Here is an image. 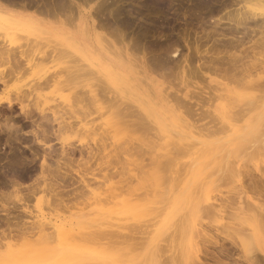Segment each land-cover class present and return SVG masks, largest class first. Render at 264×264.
Instances as JSON below:
<instances>
[{"label":"bare ground","instance_id":"6f19581e","mask_svg":"<svg viewBox=\"0 0 264 264\" xmlns=\"http://www.w3.org/2000/svg\"><path fill=\"white\" fill-rule=\"evenodd\" d=\"M217 1L213 0V3H217ZM238 1L244 2L243 7L241 8L242 10H237L238 12L233 13L230 12L226 16L230 26L228 29L223 30L222 34L224 37L231 36L230 38L232 40H230V43L226 42L224 45L230 47L235 46V41L242 45L244 44L245 40L238 36L241 32L240 27L244 29L243 31H246V29L249 28V31L253 26V29L251 30L253 33L259 34V36L254 39H249L251 42H249L250 45L248 46L249 43H247V47L243 48V50L241 49L239 51L232 49L228 50L227 55H222L221 53L210 55L209 52L202 54L203 52H199V49H197V57L200 61L204 60L200 66L202 70L208 68L212 73H216V75L224 70L221 75H226V78L228 76L231 82L234 81L233 83L237 84V86L238 84L241 85L242 89L246 88L244 91L247 90V93L243 91L245 95L242 94V97V92L240 93V91H237L236 88L231 85L228 78V83L217 79H211L210 81L215 82V84L210 86L211 89L208 91L210 92V97H208V99L206 98V100L209 104H214V102L216 104L211 105V107L209 106L205 110L201 109L197 118L198 120L196 121V118L192 117H195L197 112L195 113L192 111L193 107L188 106L186 100H183L182 98L180 99V96L177 94L179 91L175 90L176 93H173L175 91L170 92V86L168 85L167 87H164V84H162L163 82L160 80H158L160 83H155L157 81L153 79L154 77L151 75L152 73H149L144 69L146 79L149 78L150 80L149 76H152L151 82H153L154 87V98L146 99L145 97H140L136 99V102L141 110H144L146 114L152 116L157 127L155 129L159 130H157V132L158 136L160 132V136L158 137L159 139H154V147L152 145V147L149 148L156 154V157L152 158V156L150 158V163L154 164L153 169L152 167H150V169L146 167L148 169L146 170V168H143V164L140 163V166L139 163H135L136 159L135 161L134 159H131V152V158H129V156L127 157V155L122 156L123 158L120 157V161L123 159L127 167L125 164L124 166L128 168L125 169L124 167V171L128 170L127 172L130 173L128 175H130L131 178L129 182L126 181L129 185L122 184L128 188L130 184L136 180L137 183L136 185L132 183L133 186L141 188L143 185L141 189L137 190H141L142 192L145 187V192L143 191L144 193L142 192L141 194L140 192V194H137V190L135 189L136 191H131L130 186L129 192L131 191V195H129V198H125L124 203L122 204L124 206L123 209L108 208L107 210H104L102 214L96 215L92 218V214L95 211H99V209L93 207V205L105 206V204L110 205L112 203L114 205L118 203L120 204L121 202H119L117 198L124 194L128 195V189L122 193L124 190L119 188L124 187L122 185L118 186V182L113 183L117 184L116 186L119 188L116 187L115 184L112 185L114 186L112 188L110 184L108 186L104 185L106 188L102 189L101 187L104 186L101 184H105L104 182H106L108 178L110 179L111 175L109 176L108 174L103 175L101 180L97 178L96 175H94V178H89L86 173H81L79 170L72 173L73 169H71L69 163L66 162L62 165V163L60 164L58 161V166L56 167L48 164L47 159L53 155L55 147L48 145L46 139L52 136V134L55 135L56 131L60 132L63 129L73 128L79 134H84L82 135L84 137L88 134L92 136L91 133H97L102 126L99 125V128H96L94 124L91 125L92 123L89 124L88 121L83 124L78 123L77 126L76 123L74 124L72 121L68 120V111H66L67 106L71 108L70 111L72 110L73 113L77 114L78 112L77 109L73 108L70 100H68L66 105H62L63 101L61 100L54 109L47 110L44 106V94L42 93V89L52 85V82L55 83V78L52 80V78H44V76L41 75L39 78H35L36 80H34L32 84H30L32 81L29 82L30 85L28 83L20 85L16 91H13V96L10 95V92H7L8 95L0 99V108L2 109V112H12V114L4 116L5 118H2V122L0 121V142L1 139L4 138L6 141L5 144L14 148V143H17L16 141L25 143V137L22 136V134L25 133L27 135L28 132H30L29 134H33V140L35 139L34 141H36V143L38 142L40 145H45V148L46 146L49 148V152L46 150L47 148H43L48 154H45L43 157L41 175L38 174L37 178H33L36 182L27 185V187H24L26 185L21 182L22 180L20 181L16 178L17 174H15V172L17 173L19 170L16 169V166L17 164H20L17 163L19 156L17 157L18 159L13 157V155H10L13 158L8 156L10 157V159L8 158L10 160V165L7 167V170L12 176L15 175L16 177H11L9 174L6 175L7 172L5 177L8 176V178L3 176L2 179L0 177V203L2 204V207H0V230L2 229V236H5L6 238L17 236L18 240L21 239L22 241H17L16 243L0 242V264H163L162 259L165 260V249L170 248L171 243L169 244L170 246H168L161 242H164V240L166 241L167 239L172 242H175L177 239L176 242L178 241V243L175 242L177 247L180 246L179 243H181V253L180 250L173 252L179 253L180 257L185 259L186 264H190V261H193L195 264H212L209 263L210 260L207 257L209 255L208 252H210L211 249L212 251L215 250L219 253L217 258L215 256V260L213 259L215 262L213 264H221V261L223 262L224 260H231L228 264H262V261L264 260V170L261 171L263 165H261V168L255 167L254 164L252 166L248 163V159L255 158L259 154L264 153V150L261 149V130L264 128V80H262V78H264V16L260 15L257 10L260 0ZM222 2L221 4L223 5ZM232 2L225 6L229 7V5L235 4H232ZM210 3H212L211 0H202V5H200L204 7L205 4ZM226 3L227 2L225 1V4ZM64 4L65 2L63 3V0H58L57 2L60 9H65L66 4ZM218 4L219 7H221L220 3ZM25 5L26 4L24 3L23 8H25ZM206 6L208 7V5ZM213 6L210 4V7L213 9L216 8L215 11L218 12V6H215V8ZM0 7H3L1 3ZM30 7H33V5ZM45 7L46 5L43 9ZM66 7L68 6L66 5ZM210 7L208 8L211 9ZM227 7L226 9H228ZM39 9L37 10H42ZM47 9L51 11L50 8ZM213 9L211 12H213ZM79 12L83 38L76 40L75 38L72 39V44H75V47L77 46L76 42L79 44L76 51L74 49L75 53L77 52L75 55L76 59L82 62L91 73L93 70L94 73L99 74V77L108 82L111 87L117 89L120 88L119 90L124 92L126 75L131 71L133 65H141L145 60L142 62L141 59L135 57L137 55H131L127 49L123 56L121 50L117 48L116 43L105 36H102L104 39V42L102 43L101 40L103 41V39L100 38V34L97 32L98 25L95 24L94 17L92 16L93 12L90 10H81ZM97 13L98 12H96V14ZM8 18L11 19L12 17L8 16ZM220 18L217 19L218 22H215L217 26L222 24L221 20H223V16H220ZM13 19L14 17L11 20ZM17 20L14 19V21H7L1 17L0 24L5 23L16 27L22 26L23 24L21 25V23L24 21L21 19L20 23L19 19ZM28 25H31V23ZM0 26L1 29H5L2 25ZM23 26L25 27L26 23ZM24 27L22 30L25 29ZM30 30L32 29L30 28ZM244 33L247 34L248 32ZM92 36L93 38L99 37V39H101L99 41L101 42L100 45L103 46V48L101 47L103 51L102 53L100 51L97 52L94 49L95 47L86 41V38L91 39ZM7 40H11V37L10 39L7 38ZM37 43L38 42H36L35 47H37ZM72 44L70 43V45ZM4 46L6 45L0 46V63H4V65L6 64L8 68H0V84L2 85V92H4L3 86L6 88L8 82L7 78L12 76L19 78L23 74L25 76L27 70H33L42 64L41 59L36 56L35 59H28L30 55L28 50L25 52L23 49H17L18 51L16 50L17 52H14V49H11V47L8 48L7 46L4 48ZM34 52L32 53L34 54ZM174 52L176 54L177 49ZM38 53L39 52H37V56L39 57L40 53ZM27 54L29 55L27 56ZM113 54L119 55V57L122 55V59L114 64L113 59L110 57ZM248 57H251V60L254 59L253 61L255 63H249L250 65L253 64L252 67L248 64H246L248 66L238 65L240 61ZM219 59L221 65L217 63ZM248 67L251 68L248 69ZM20 68H23L24 70H21ZM56 81L58 84H63L60 80ZM6 90L7 88L5 91ZM117 95L115 96L116 98ZM90 97L91 100L89 101H93V103L95 102L99 105L101 98L96 96V94H93ZM85 99L86 97L83 94L77 95L76 97L77 102L85 101ZM176 99L178 101L183 100L184 104L183 102L180 104ZM117 100L120 99L118 98ZM123 102L126 104L125 101H121L120 104ZM174 102L175 105L178 102L180 105L179 107L184 105L185 109L178 108V105L175 106ZM16 104H19L18 107L21 110V114H19L18 117L23 116L25 119L24 124L30 125L31 123V127L35 129H32V131L27 129L28 132H24L21 125H18L17 123L16 125L15 122H13V120L15 121L13 112H15L14 108ZM128 105L132 107H129ZM127 106L128 108L136 107V105L133 107L131 102L130 104H127ZM6 109L8 110L4 111ZM109 110L110 109H108V111ZM133 110L137 109L135 108ZM113 112L115 113V111ZM139 113V116H141V114L144 115L142 112ZM114 115L111 117L106 115L105 118L107 119H104V127L102 126L104 131L102 134L106 133V135L109 136L108 138L112 139V144L109 143L112 149H107V141L100 146H96L97 144L91 146L85 144V141L83 142V140H81L82 142H80L81 146L78 148L79 150L76 148L80 151L81 156L86 152L89 153L90 156H94L99 153L98 151H100V149H103L104 151L110 150V152L107 151L109 152L108 154L106 153L107 156L112 155L113 157H117L122 154H129L128 150L130 146L128 148V144L130 143L127 142H129L132 137L128 134L129 140L125 139L123 141V139L127 132L130 133L132 131H128L129 126H136L137 122L133 119H126L130 113L124 110V107L117 109L116 114ZM205 117L211 118H209L206 123H198L201 119H205ZM80 118L81 120L79 122L83 119L82 117ZM143 118L145 119V117ZM54 124L57 126V129H54ZM3 134L4 136L6 135V138L2 136ZM42 134L44 138L40 139ZM97 134H95V136ZM99 134L101 133L99 132ZM132 144L135 146L134 142ZM145 144L149 145L144 139L138 142L139 147H147ZM27 146L29 149L31 148L29 144ZM142 148L144 149V147ZM75 151V149H66V145H64L62 152L60 153L64 156L63 158H65L67 154L70 152L75 153ZM155 151H157V153ZM31 152L33 153V157H37V153H39L34 151V148H31ZM72 153H70L71 156ZM70 154L67 156L69 159ZM151 159L153 160L151 161ZM150 163H148V166ZM218 164L221 167L218 166ZM131 165L134 166L130 167ZM212 165L217 166V168H215L218 170L214 171V167V169L210 168ZM209 168L212 170L209 171H214L215 174L217 172L218 174H222L224 170H229L231 172L229 175L232 176H230V178L234 184L231 189L228 188L227 192L225 190L226 194H223L221 189H215L219 185H213L210 190L212 191L213 189L214 191H219L217 194L218 197L211 194V197H216L212 198L215 202L214 200L213 202L211 201L212 203L209 202V197V199L207 198L206 200L208 203L203 204L204 201L200 200V198H202V187L209 182H214L213 180H207L212 177L208 175ZM136 170H138V172H136ZM26 171L28 170L26 169ZM116 171L114 172L116 173ZM165 171L178 175V178L180 177L179 180L177 176H173L169 173L174 177L172 178L170 176V179L172 178L173 182L176 178L177 180L175 181H179L178 185L177 182H174V184L177 186H179V184L182 185V188L179 191L169 188V185H166V187L165 185L163 186L164 182L162 180L168 179L167 177L164 178L166 175L164 173ZM254 171H257L258 176H256L257 174ZM120 172H122V170H120ZM25 174L28 173L26 172ZM73 174H77V176H73ZM123 174H121V176ZM211 175L214 174L211 173ZM47 180L51 181L47 182ZM40 181H46L47 183L45 182L46 184L42 186ZM167 181L169 183L171 182L169 179ZM203 181H205L204 184ZM146 183L149 184V189L145 186ZM198 183H202L203 186ZM193 185L195 187L191 189ZM196 185L198 187L199 185L202 186L199 188L197 187L196 190L200 192L199 196L198 192L194 194ZM9 187L13 189L12 192H9ZM153 187L155 189L151 190ZM24 188L28 189L27 193H23L22 189ZM58 188L61 189L57 190ZM117 189L119 190L117 191ZM6 190H8V192ZM44 191L49 194L53 192L50 196L49 194L42 195L43 198H45L48 209H51L52 205H56L51 209L52 212L57 206L64 208L63 212H58V209H56V213L52 216L50 212H45V210L43 211L42 209L35 215H31V219L27 221L19 217L18 214L14 215L12 209H10L11 207L6 205V203H3L6 199L8 200L11 197H14L16 202H24L25 199H28L27 197L31 195L34 196L37 192ZM170 191H172L171 194H169ZM158 193H160L159 196L157 195ZM64 194H66V196H64ZM219 194L221 196H219ZM132 195L135 197H131ZM11 202L13 203V201ZM22 202L20 203L22 204ZM159 203L162 205L157 206L156 204ZM186 209L188 210L186 211ZM152 210L153 212L155 211L156 214L151 219L156 220L151 226L144 224V221L146 220L142 221L143 223L141 224V220L149 215ZM149 227L153 228L147 230ZM144 233H147V236H143ZM166 243L168 244L167 241ZM170 252L171 254L173 253L172 251ZM167 256L169 258L171 257L170 260L174 259L175 262L177 261V256ZM168 257H166V259ZM207 260L209 261L207 262ZM177 262L180 263V259H178Z\"/></svg>","mask_w":264,"mask_h":264},{"label":"rangeland","instance_id":"374dc122","mask_svg":"<svg viewBox=\"0 0 264 264\" xmlns=\"http://www.w3.org/2000/svg\"><path fill=\"white\" fill-rule=\"evenodd\" d=\"M214 1H217V0H214ZM220 1L221 2L223 1L222 3L224 6L227 5L228 3L230 4V2H232V1H236V2H232V4L233 3H235V4L229 5V7H227V6L224 7ZM225 1L227 2L226 4H225ZM57 2H58V0H0V3L3 6V7H0V18L3 17L4 20H7V21L8 20L14 21V19H16V20L19 19V22L22 19L26 23V26H27V27L23 26V25H25L24 22L23 23L20 22L21 25L23 24L20 27L1 23L0 25H2L5 29L2 28L4 30L3 31L1 29V26H0V34H1L0 35V46L6 45V46H4V48H6L7 46H8V48L11 47V49H14V52L17 49L18 50L23 49V50H25V52H26V50H28L30 52L29 53L27 51L30 54V55L27 54V56L29 55L28 59H30V58L35 59V56H36L37 58L41 59V63H42L37 68H35L33 70H30V69L27 70L25 72V76L23 74L19 78L14 77V76L7 78L8 79L7 85L8 86L6 85V88H7L6 91H5V89H6L5 86H3L4 92H2L3 89H2V85L0 84V86H1V88H0V99L6 97L8 95L7 92H10L11 93L10 95L13 96V94H14L13 91H16L20 85L26 84V83L29 84V82H31V81L32 82L30 84H32L34 82V80H36L35 78H39V76L42 75V76H44V78H48V79L52 78V80H54V78H55V83L52 82V85H49V86L42 89V93L44 94V106L47 108V110H52L56 107V105L58 103H60L61 100L63 101L62 105H66L68 103V100H70V102L73 105V108L77 109L78 112H77V114L73 113L72 110L70 111L71 108L69 106H67L66 111H68V114H67L68 120L72 121L74 124L76 123L77 126H78V123L83 124L84 122L88 121L89 124L92 123L91 125L94 124L96 126V128H99V125L103 126V123H105L104 119H107V118H105L106 115L108 117L109 116L111 117L114 114H116L117 109L124 107V110H126L130 113V115H128L126 117V119H133L134 121L137 122L136 126H134V125L129 126L128 131L129 130L130 131L132 130V131L130 133L126 131L127 134L125 137H127V138L124 137V139H123V141L125 139L129 140L128 134L131 135V137H132L131 138L132 140L130 139V141L127 142V143H130V144H128V148L130 146V148H129L130 151L128 150L129 154L126 153V154H122L121 156H117V157H115V156L113 157L112 155L111 156L106 155V153L108 154L110 152V150L112 149L110 146V144H112L111 143L112 139L111 138L109 139L108 138L109 136L106 135V133L102 134V132H104L102 126H101L102 129L99 128V131H97L98 134L95 133V134H97L96 136H95V134L91 133L92 136H90L88 134L87 136H84V137L82 136L84 134H82V133L79 134L73 128H67V129H63L60 132L56 131V133H55L56 136L54 134H52V136H50L46 139L48 145H52V147H55L53 155L51 156L52 158L48 157L47 162H48V164L53 165V167L58 166L57 165L58 161L60 162V164L62 163V165L65 162L69 163V167L71 169H73L72 173H75V171L79 170L81 173H83V172L86 173L87 177H89V178H94V175H96L97 178L102 180L101 177L103 175H105V174H108L109 176L111 175L110 179L111 178H113V179L110 180L108 178V180L106 182H104L105 184H101V185H103V186L107 185L108 186L111 184V186H112L113 184L118 182L117 183L118 186L122 185L124 188H122L121 186H120L121 188H119L118 186H116L117 184H115V186L121 190H124V191H122V193L125 192L127 189H128L127 192H129L130 186H131V191L132 190L134 191L135 189L136 190L141 189L143 187L142 184H140V185H142L141 188H136L137 186L136 187L133 186V184L136 185V183H137L136 180H134V182H132L133 184L131 183L129 187L127 186L128 188H126V186H124L125 184L129 185L127 183L130 181L131 178H130V175H128V174H130L127 172L128 170L124 171V167L126 166V163H124L125 161H123V159L121 160L123 162L122 163L120 161V159H121L120 157L127 155V157L129 156V158H131V156H130V152H131V155H132L131 159H134V161L136 159L135 163H139L140 166H141V164H143L144 165L143 168L148 167V169H150V167H152V169H153L154 164L150 163V158L152 156H153L152 158L156 157V154L154 152H152V150H150L149 148L152 147V145L154 147L153 141H154V139L157 140L156 138H158L160 136V132H159V136H158V132H157L158 129L157 130L155 129L157 127H156V125L152 119V116H149L148 114L145 113L144 110H141L137 106L138 104L136 102V99H138L140 97H145L146 99L147 98H154V93H153L154 87H153V82H151L152 76L154 77L153 79L157 81L155 83H158L159 82L158 80H160L161 82H163L162 84H164L163 85L164 87H167L169 85L171 88L169 90L170 92L178 90L179 93H177V94L180 96V99L182 98L183 100H186L187 101L186 104L190 107L191 106L193 107L192 111H194L195 113L197 112L196 113L197 115H196L194 112L191 111L192 113H194V115H196L195 117H192V118H196V121H197L198 120L197 118L199 116V113L201 112V109L205 110L209 106L211 107V105L216 104L215 102H214V104L213 103L209 104V102L206 100V98L208 99V97H210V92H208L209 89H211L210 86L212 84L213 85L215 84V82H211L210 80L211 79H217L219 81L226 82V83H228V80L230 81L228 76H227V78H228V80H227L226 75L225 76L221 75V73L224 70L220 71L221 73L220 74L218 73L219 75L218 74L216 75V73H212V71H210L208 68L202 70V68H200V66H201L202 61H204V60L200 61L199 58L197 57L198 56L197 49H199V52L202 51L203 52L202 54L209 52L210 55L211 54L212 55L218 54V53H221L222 55H227L228 50H232V49L239 50V51L241 49L243 50V48L247 47V43L250 42L249 39L257 38L259 36V34L253 33V31L251 30V29H253V26L249 31H248L249 28L246 29V31H243L244 29L242 27H240L241 32L238 34V36H239V38H243V40H245L244 44L242 45L240 43H237V41H235V42L233 41L234 44H236L235 46L230 47V46L224 45L226 42L230 43V40H232L230 38L231 36L224 37L222 34V31L228 29V27L230 26L229 21L226 18V16L230 12L233 13V12H238L237 10H242L241 8L244 4L243 1L240 2L238 0H218L217 3L214 2L215 4L213 3V0H211V2L214 5L213 6L212 3H210L211 6H213L214 8H215V6H218V10H217L218 12L215 11L216 8L213 9L212 7H210V4H205L204 7H202L201 6L202 0H63V3L65 2V4L68 6V7H66V5L64 4L65 9H60L59 5H57ZM24 3L26 4L25 8H23ZM218 3H220V6L221 7L223 6V7L222 8L219 7ZM32 5H33V7H30ZM45 5H46V7L43 9V7ZM206 5H208V7H210L211 9H209ZM35 6H36V8H35ZM205 6H206V8H205ZM37 7L42 9L41 10L42 12L38 11L37 9H39V8H37ZM100 7H101V9H100ZM226 7L228 9H226ZM47 8H50L51 11H49ZM95 9H96V11H95ZM212 9H213V12H211ZM55 10H56V12H55ZM81 10H90L91 12H93L92 16L94 17L95 24L98 25L97 26V32L100 34L101 39H103L102 36H105L106 38L114 41L117 45V48L121 50V53L123 54V56H124V53L127 49L131 55H133V54H134V56L137 55L135 57H138V59H141L142 62H143V60H145L144 63H142L141 65H135V66L133 65V68L131 69V71L126 75V81H125L126 84L124 85L125 86L124 92H121V90H119L120 88L117 89V88L111 87L110 84L108 82H106L105 80L101 79L99 77L100 75L97 73H95L96 79H91L88 73L79 72V73L74 74V72H71L69 70V68H67L68 64L70 62L68 57L69 56L75 57V55L77 53V52L75 53V51L79 45L76 41L73 40L74 42H76V45H77L75 47V44H72V39L75 38V40H76L79 38H83L81 19H80V15H79L80 14L79 11H81ZM219 10H221L222 12ZM96 12H98V13L96 14ZM8 16H11L12 18L14 17V19L11 20L12 18L9 19ZM220 16L221 17L223 16V18H222L223 20H221L222 24L220 26H217V24L215 22H218L217 19H219ZM30 23H31V25L33 24L34 27H36V28H34L33 25L32 26L28 25ZM101 24L103 25V27ZM23 27L25 29L22 30ZM30 28L32 30H30ZM27 29H29V30H27ZM40 29H42V30H40ZM19 30H20V32H19ZM21 31H23V32H21ZM33 31H35V32H33ZM244 32H246V33L248 32V33L245 34ZM18 35H20V36H18ZM10 37H11V40H7V38L10 39ZM1 38H3L4 40ZM101 39H99V37L93 38V36H92L91 39L86 38V41H88L89 44L93 45L95 47L94 49L97 52L100 51L102 53L103 52L102 51L103 46L100 45V43L101 42L103 43L104 39H103V41ZM2 40H3V42L1 43ZM99 40H101V42ZM36 42H38L37 47H35ZM69 42L73 46L70 45ZM250 43L248 44V46L250 45ZM17 47H20V48H17ZM233 47H236V48H233ZM29 48H31L32 50ZM74 49H75V51H74ZM176 49H177V52L175 54L174 51ZM59 50H60L61 54L59 53ZM32 52H34V54ZM37 52L40 53V54L38 53L39 57L37 56ZM30 56H32V57H30ZM110 57L113 59L114 64L122 59L121 58L122 55H120V57H119V55L113 54ZM253 60H251V57L250 58L249 57L244 58V60L240 61V63H238V65H240V66L246 65V64L250 65L251 63L254 62ZM219 62H220V59H219V61H217V63L220 64ZM0 64H1L0 65L1 69L4 67L6 69L8 68V66L6 64H5L6 66L4 65V63H0ZM248 65H246V66H248ZM252 65H250V66L252 67ZM226 66H227V64H226ZM250 68L248 67V69H250ZM20 69L24 70L23 68H20ZM144 69L147 70L149 73H152L151 74L152 76L151 75L149 76L150 80H149V78L148 79L145 78ZM89 72L91 73V71H89ZM92 73H94L93 70H92ZM224 74H225V72H224ZM155 78H157V79H155ZM56 80H60V82L61 83L63 82V84L59 83L60 84L59 85ZM233 82L234 81L231 82V85H233L237 91H240V93L242 92L241 95L244 94L243 91L246 88L243 87L244 89H242L241 85L238 84V86H237V84H235ZM176 91L173 93H176ZM246 91H244V92H246ZM83 92H86L87 94L83 93ZM248 92H249V90H248ZM151 93H153V94H151ZM80 94L85 95V97H86L85 101H82V102L76 101L77 95H80ZM89 94H91V95L96 94V96L101 98V100L99 101V105L101 104L100 107L95 102H94L95 103L94 104L93 101H89V100H91L90 99L91 95H89ZM86 95L88 96L89 99L87 98ZM116 95H117V98L115 97ZM185 95H187V96H185ZM193 95H194V97H193ZM242 97H243V95H242ZM118 98L120 100H117ZM183 100L178 101L176 99V101H178L180 104L183 102ZM121 101H125L126 104L124 102L120 104ZM130 102L133 104V107H135V105H136L135 108L137 110H133L135 108H128V106L132 107L130 105L127 106V104H130ZM240 102H243V101H240ZM177 103L175 105V102H174V105L175 106L178 105L177 106L178 108L185 109L184 105L182 107H179L180 105H179V103L178 104ZM183 104H184V102H183ZM202 105H203V107H202ZM18 106H19V104H16L15 108H14L15 112H13V115L15 116V121L13 120V122H15V124L17 123L18 125H21L23 127L24 132L25 131L28 132V130L32 131V129H35V128L31 127V123H30V125L24 124L25 119L23 118V116H21L22 118L18 117V115L21 114V110ZM212 108H213V106H212ZM108 109H110V110L108 111ZM7 110L8 109H6L4 111H7ZM138 110H140V111H138ZM107 111H108V113H107ZM113 111H115V113ZM134 111L136 112V115H135ZM137 111H138V113H137ZM133 112H134V114H133ZM139 112H142L144 115L141 114V116H139V114H140ZM10 114H12V112L7 111L4 113V112H2V109L0 108V121L2 122V118L4 119L5 118L4 116L10 115ZM16 114H17V116H16ZM142 116L145 117V119ZM191 116H193V115H191ZM80 117L83 118L81 122H79L81 120ZM114 117H115V115H114ZM140 117H142V118H140ZM209 118H211V117H205V119H203V120L201 119V121H199L198 123H202V124L206 123L209 120ZM54 126H55L54 129H57V126L55 124H54ZM99 132L101 134H99ZM29 133L30 132H28V134ZM28 134L27 135L25 133L22 134V136L25 137V143L26 144L16 141L17 143H14L15 144V147L13 146L14 148L9 147V145L5 144L6 141L4 140L3 137L6 138V135L4 136V134L2 135L3 139H1V142H0V177L3 179V176L5 177L6 172H7L6 175L9 174L11 177L15 176V175L12 176L11 173L8 172L7 167L10 165L9 159L12 155L15 158H17L19 156L18 157L19 159L17 158L18 159L17 163H20V164L16 163L17 164L16 169L17 170L19 169V170L18 171L16 170L17 173L15 172V174H17L16 175L17 177L16 176L15 177L18 178L20 181L22 180L21 182L24 185H26L24 187H27V185L36 182L35 180H33V178L34 179L37 178L38 174L41 175L40 173H41V164L43 162V157L45 154L47 155L49 152V148L47 146H46V148H47L46 149L45 145H42V144L40 145L38 142L36 143V141H34L35 139L33 140V138H34L33 134H31V135L30 134L28 135ZM43 138L44 137L42 134L40 136V139H43ZM49 138H51V139H49ZM26 139H29V140H26ZM140 139L141 140L144 139V141L145 142L147 141V143L149 145L145 144V145H147V147L146 146H140L141 148L144 147V149L143 148L141 149L138 146V142L141 141ZM81 140H83V142L85 141V144H89L91 146H95V144H97L96 146H100V145H103L107 141L106 142L107 149H110V150L104 151L103 149H100V151H98L99 153L95 154L94 156H90L89 153H87V152L83 156H81L80 151H78L79 150L78 148H80V146H81L80 145L81 144L80 142H82ZM121 142H122V139H121ZM133 142L135 143V146L132 144ZM28 144L31 146L32 149L34 148V151L39 152V153H37V157H33V153L31 152V148L29 149V147L27 146ZM21 145H23V146H21ZM25 145H26V147H25ZM64 145H66V149L67 148L70 150L75 149L77 151V152L75 151V153L70 152V153H72V156L69 153L70 159L67 158V156H69V154H67V156L65 158H63L64 156L60 153V152H62ZM108 145H109V148H108ZM139 145H140V143H139ZM68 146H70V147H68ZM136 146H138V147H136ZM43 148H45L48 152L46 153V150H44ZM13 149H15V150H13ZM20 149H22L23 151ZM107 151H109V152H107ZM155 152L157 153V151H155ZM8 156H10V157H8ZM13 157H11V158H13ZM152 160L153 159H151V161ZM20 161L21 162L25 161V162L24 163L22 162L23 163L22 164ZM148 163H150L149 166H148ZM248 163H250L252 166L254 164L255 167H259V168H261V165H263L262 169H261V171H263L264 170V168H263L264 167V153L259 154L255 158L248 159ZM124 164H125V166H124ZM3 165H4V167H3ZM32 166L33 167L35 166L36 168L35 167L33 168ZM133 166L134 165H131L130 167H133ZM218 166H220V165L218 164ZM126 167H125V169H128ZM213 167L217 168V166H215V165L214 166L212 165V167H210V168H213ZM210 168L208 169V171L209 170L212 171ZM26 169L28 171H26ZM148 169L146 168V170H148ZM215 169H214V171L218 170V169H216V170ZM120 170H122V172H120ZM114 171H116V173ZM123 171H124V174H123ZM210 171L208 172V175L212 176V177L208 178L207 180H209V181L213 180L214 182L213 183L209 182L206 185H204V187H202V186H203L205 181H203V184L198 183V184H202V186L199 185V187H202V190H201L202 191V198H200V200L204 201L203 204L208 203L206 200H207V198L209 199V197H210L209 202H211V201L213 202L214 199H212V198L214 196L218 197L217 194L219 191L217 192V190L221 189V191H223L222 193L226 194L225 190L227 192L228 188L231 189V187H233V184H234L232 179L230 178L231 175H229V174L231 172L229 170H224V172L222 174H218V172L215 174L214 171L213 172H210ZM26 172L29 175L25 174ZM112 172H113V175H112ZM118 172H120V173H118ZM136 172H138V170H136ZM254 172H256V174H257V171H254ZM164 173L167 175V176L165 175L164 178L167 177L171 182L169 183L167 181L168 179L167 180L163 179L162 180L164 182L163 186L165 185V187H166V185H169V188L175 189V191H179L182 188V185L179 184V186H177L179 181L177 182L175 180H177L178 175L172 174L169 171H165ZM169 173L172 174L173 176H177V178L174 179V182H177V185L174 184L173 179H172L174 177H172V175H170ZM211 173L214 175H211ZM121 174H123V175L121 176ZM75 175L77 176V174H75ZM75 175L73 174V176H75ZM162 175H163V173H162ZM215 175H217V176H215ZM170 176L172 177L171 178L172 180L170 179ZM256 176H258V174ZM5 178H8V176ZM125 178H127V179H125ZM178 179L180 180V177ZM124 180H125V183H124ZM49 181H51V180H47V182H49ZM126 181H128V182H126ZM40 182H41L42 186L47 183L46 181H45L46 183L43 181H40ZM113 182H115V183H113ZM171 184H173V185H171ZM174 185H176L178 188ZM213 185H216V186L219 185L218 186L219 188L215 186L216 187L215 189H217V190L214 191L212 189V191H213L212 192L210 189L212 188ZM145 186H147V189L150 188L148 183H146ZM151 186H153V185H151ZM113 187L114 186H112V188ZM133 187H135V188H133ZM138 187H140V186H138ZM194 187L195 186L193 185L191 187V189ZM197 187L198 186L196 185V189L194 190L195 191L194 194L196 192H198V191H196ZM101 188L104 189V188H106V186L101 187ZM144 188H143L142 192L144 191ZM60 189L61 188H58L57 190H60ZM119 189H117V191ZM153 189H155V188L154 187L151 188V190H153ZM8 190H9V192L13 191V189H11V188ZM8 190H6V191L8 192ZM22 190H23V193H27V191H28L27 188H24ZM191 191H193V190H191ZM130 192L128 193V195L124 194V195H121L117 198V200L119 202H121L120 204L118 203V204L114 205L112 203L110 205L105 204V206L104 205L103 206L93 205V207L99 209L100 213H99V211L98 212L95 211L91 217L93 218L96 215L102 214V212L104 210H107L108 208L109 209H123L124 206L122 204L124 203L125 198H129V195H131ZM140 192H141V190H137V194H140ZM142 192H141V194H142ZM52 193H50V194H52ZM171 193H172V191H170L169 194H171ZM198 193H199L198 194V196H199L200 192H198ZM44 194L48 195L49 193H47L46 191L37 192L36 195L34 194V196L31 195V196L27 197L28 199H25L26 201L25 200H24V202L20 201V202H22V204L20 202H16L14 200L15 199L14 197L9 198L8 200L6 199L3 203H6V205H9V207H11L10 209H12V213L14 215L18 214L19 217H21L22 219H25L27 221H29L31 219V215H35L36 213H38L39 210H42V209H43V211L45 210V212H50L52 214V216H54V214L56 213V211H57L56 209H58V212L59 211L63 212L64 208H60V206H57L56 209H54V211L52 212L51 209L54 208V206H56V205H52L51 209L50 208L48 209L45 198H43V196H42ZM50 194H49V196H50ZM134 194H135V192H134ZM159 194L160 193H158L157 195L159 196ZM211 194H213L214 196L211 197ZM64 196H66V194H64ZM219 196H221V195L219 194ZM131 197L134 198L135 196L132 195ZM216 197H214V198H216ZM158 198H160V197H158ZM11 201H13V203ZM214 202H215V200H214ZM156 205L161 206L162 204L159 203ZM0 207H2L1 203H0ZM153 210L151 211V213L149 215H147L146 217H144L143 220H141V222H140L141 224L143 223L142 221L146 220V221H144V224L151 226V224L156 220V219H153V220L151 219L156 214V212L155 211L153 212ZM187 210L188 209H186V211ZM132 222H134V221H132ZM143 228H144V226H143ZM152 228L153 227H149L147 230H150ZM1 230H0V242L16 243L17 241L18 242L22 241L21 239L18 240L17 236L16 237H7V238L5 236H2L3 234L1 232ZM146 234L147 233H144L143 236H147ZM176 240H175V242H176ZM166 241L168 242V244L166 243ZM166 241L164 240V242L162 241L161 243H164V245H168V246H170L169 244L171 243V246H170L171 249L166 247L168 249H165L166 254L164 253L165 260L162 259L163 264H169V263L172 264L173 262H175L174 259H172L173 261L170 260L171 257L169 258L167 255L177 256L178 257L176 259L177 261H178V259H180V263L186 264L185 259H182L180 257L179 253L173 252V251H179L181 249L180 248L181 243H179L180 246L177 247L176 243H178V241L176 243L174 241L173 242L169 241V239H167ZM179 241H180V239H179ZM174 243H175V245H174L175 247L173 246ZM167 250H168V252H167ZM170 251H172L173 253L171 254ZM211 252H213L215 255ZM215 252L216 251L215 250L212 251V249L210 252H208L209 255L207 257L210 260L209 263H212V264L215 263L214 258H215V256L217 258V255H219V253H217V252L215 253ZM180 253H181V250H180ZM166 257H168L169 259L167 258L168 259L167 260ZM202 258H203V254H202ZM235 258H238V257H235ZM181 260H182V262H181ZM204 260H205V258H204ZM209 260H207V262ZM232 261H233V259H232ZM223 262L221 261V264L222 263L228 264L231 262V260H229V261L224 260ZM180 263H178V264H180ZM191 263L195 264L193 261L192 262L190 261V264ZM263 263H264V260L262 261V264Z\"/></svg>","mask_w":264,"mask_h":264},{"label":"snow or ice","instance_id":"6c2138e0","mask_svg":"<svg viewBox=\"0 0 264 264\" xmlns=\"http://www.w3.org/2000/svg\"><path fill=\"white\" fill-rule=\"evenodd\" d=\"M257 10L259 11L260 15L264 16V0H260L259 5L257 6ZM68 59L70 61L68 64V68L71 72H85L89 74L91 79H96L95 73H90L89 69L75 57L69 56ZM262 80H264V78H262ZM261 149L264 150V128H262L261 130Z\"/></svg>","mask_w":264,"mask_h":264}]
</instances>
